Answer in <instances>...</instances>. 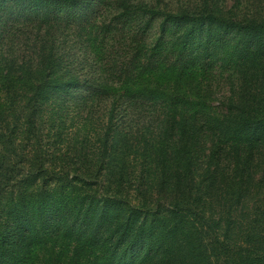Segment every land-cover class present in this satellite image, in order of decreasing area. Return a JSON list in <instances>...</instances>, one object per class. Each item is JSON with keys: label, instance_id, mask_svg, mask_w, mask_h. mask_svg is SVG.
I'll return each instance as SVG.
<instances>
[{"label": "trees", "instance_id": "16d2710c", "mask_svg": "<svg viewBox=\"0 0 264 264\" xmlns=\"http://www.w3.org/2000/svg\"><path fill=\"white\" fill-rule=\"evenodd\" d=\"M0 264H264V0H0Z\"/></svg>", "mask_w": 264, "mask_h": 264}, {"label": "rangeland", "instance_id": "374dc122", "mask_svg": "<svg viewBox=\"0 0 264 264\" xmlns=\"http://www.w3.org/2000/svg\"><path fill=\"white\" fill-rule=\"evenodd\" d=\"M232 2L229 1V4H231ZM243 8V6H242ZM66 49H69V47H67ZM65 49V50H66ZM76 51V50H75ZM76 54V53H75ZM217 94L215 95V97L220 98V96L222 94H224L223 90H217ZM86 92V91H84ZM77 97H81V91L78 90L76 91V93H74ZM74 99V96H67L64 98L65 102V106L62 107V109H54V111H58L59 113L62 114L63 119V127L61 129L55 128L50 126L52 121L57 117V113L54 114V116L52 118L47 117L46 116V122L44 123V125H42V130L44 132L45 135L48 134H52L53 137H56L57 134H61L62 131L63 133V138L65 139L64 144L59 142L56 144L58 149L63 148L64 150L66 149H70V150H74L76 151V148L80 147L82 144L80 143L81 139L84 136V128H83V124L85 122L84 117H86L87 111L89 109H87L84 113H81L82 108L74 105L73 103H69L71 100ZM215 105L219 104V101H214ZM103 103L94 105L97 109V114L94 115L92 121H96L99 119V117L101 116V114H103L105 111L103 110ZM61 110V112L59 111ZM105 118H107L106 113L104 115ZM60 120V121H61ZM59 122V121H57ZM152 125V122H150ZM102 124H98L95 123V128L97 126H101ZM149 125V123L147 124ZM144 124L142 123V121L137 120V122H132L131 123V127L133 132L137 131L139 128H143ZM55 141H51L50 143H54ZM92 142H95V139H92L91 144H93ZM262 174V171H259L258 176H260Z\"/></svg>", "mask_w": 264, "mask_h": 264}]
</instances>
